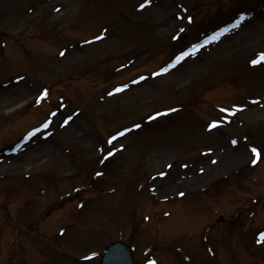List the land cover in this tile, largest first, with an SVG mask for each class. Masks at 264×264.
Segmentation results:
<instances>
[{
  "label": "rangeland",
  "instance_id": "374dc122",
  "mask_svg": "<svg viewBox=\"0 0 264 264\" xmlns=\"http://www.w3.org/2000/svg\"><path fill=\"white\" fill-rule=\"evenodd\" d=\"M259 54L264 0H0V264H264Z\"/></svg>",
  "mask_w": 264,
  "mask_h": 264
},
{
  "label": "snow or ice",
  "instance_id": "6c2138e0",
  "mask_svg": "<svg viewBox=\"0 0 264 264\" xmlns=\"http://www.w3.org/2000/svg\"><path fill=\"white\" fill-rule=\"evenodd\" d=\"M151 3H152V0H147V4H148V5H150ZM144 7H145V5H141V8H144ZM243 19H244V18L241 17V20H243ZM189 20H191V17H189ZM240 26H241L240 21H237L236 24H234L232 27H233V29H235V28H239ZM229 31H230L229 28H224V29H222L220 32H217L215 35H213V36L211 37V41H212V42L217 41L222 35H224L225 33H228ZM97 39H103V37H97ZM207 43H208V42L206 41V43H205L204 45H196V46H193L192 50L189 51V52H181L180 55L176 57V60H175V62L171 65V67L175 68V67H177L178 65H181V64H182L187 58H189V57L195 55L199 49L205 47ZM64 54H65V53H61V55H64ZM260 62H264V56H262L261 59H260L259 61H253L254 64H256V63H260ZM168 71H169V69H168V68H165V69L162 70V72L155 73V75H156V76H160V75H162V74L167 73ZM140 79H141V80H144V79H146V78H145V77H141ZM137 82H138V81H134V83H137ZM122 90H123V89H117L118 92H119V91H122ZM47 95H48V93H47V91H45L39 99H40V100H43L44 98L47 97ZM256 103H258V102H256ZM226 111H227V110H226ZM237 111H243V108H239V107H238V108H237ZM235 114H236V113H233V115H235ZM137 127H139V125H137ZM212 127L215 128V127H216V124L214 123V124L212 125ZM123 135H125V133H120V136H123ZM115 139H117V137H113V140H115ZM111 142H112V141H109V143H111ZM122 147H123V146H121V149H122ZM252 151H253V153H255V155H256L257 158L260 157L261 152H260L259 149H257V148H253ZM114 154H115V153H113V152H111V151L108 153L109 156H112V155H114ZM261 242H264V236L261 237ZM153 264H155V262H153Z\"/></svg>",
  "mask_w": 264,
  "mask_h": 264
}]
</instances>
